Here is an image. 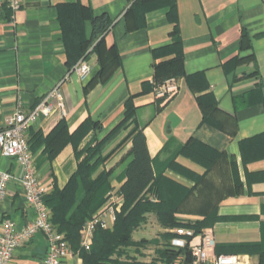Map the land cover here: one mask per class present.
Wrapping results in <instances>:
<instances>
[{"label": "crops", "instance_id": "obj_1", "mask_svg": "<svg viewBox=\"0 0 264 264\" xmlns=\"http://www.w3.org/2000/svg\"><path fill=\"white\" fill-rule=\"evenodd\" d=\"M158 2L145 9L132 0H25L13 20L0 10V129L18 99L30 109L64 80L67 115L41 113L28 131L38 174L49 192L65 187L85 154L79 159L71 142L50 160L36 133L48 134L62 119L71 134L89 120L98 123L86 130L78 150L93 141L100 148L92 164L109 157L94 170L95 177L110 173L104 205L127 180L138 121L154 170L142 195L157 189L183 225L165 228L149 213L133 240L171 232L198 244L209 231L213 244L204 264H214L219 254L237 255L239 264H258L248 245L264 239V0H173L174 9ZM63 3L81 4L94 17L114 21L103 45L116 47L120 63L107 77L100 74L98 54L89 50L76 64L86 61L91 73L65 79L76 64L68 60L59 12ZM84 25L90 39L91 19ZM169 78L177 87L157 96L153 79ZM128 101L137 108L129 119ZM0 170L20 177L23 167L0 151ZM118 199L121 210L125 200L123 195ZM34 216L20 184L11 181L0 223L11 218L21 228ZM178 228L187 235H178ZM81 249L73 248L62 264H84ZM46 251L47 241L38 234L15 251L13 264H44Z\"/></svg>", "mask_w": 264, "mask_h": 264}, {"label": "trees", "instance_id": "obj_2", "mask_svg": "<svg viewBox=\"0 0 264 264\" xmlns=\"http://www.w3.org/2000/svg\"><path fill=\"white\" fill-rule=\"evenodd\" d=\"M132 1L133 5L139 4L145 9L158 4V1L169 4L174 9L173 0ZM0 10H2L6 19L9 20L10 10L7 8ZM59 12L65 34L69 64L73 67L80 59L85 57L89 50H93L99 56L102 66L101 76L107 77L120 63V56L116 47L106 48L103 45L104 35L114 21L106 15L94 17L91 8L78 3L60 4ZM88 18L91 19L93 26L90 39L86 36L84 25L85 20ZM177 56L181 60L182 53L180 50ZM165 80L158 81L153 79L152 86L155 87ZM126 106L127 118L135 116L137 108L134 107L133 103L128 101ZM91 127L97 128L98 123L89 120L71 134L68 130L66 119H62L48 134L45 135L39 132L35 135L37 144L45 145L44 153L47 154L50 160L54 159L64 146L71 142L74 144L76 156L79 159L85 154L84 158L78 163V169L71 176L65 187L61 189L58 186H54L44 197L45 203L53 213L52 220L54 225L59 232L66 235L67 240L74 249L80 247L81 227L103 206L105 195L110 190V173L102 172L96 177L94 176L96 164L109 158L99 159L92 164L93 158L99 152L100 143L94 145L92 141L82 150H78V143L86 134V130ZM131 138L133 144L132 158L125 172L127 180L120 192L124 197L125 203L117 213L113 228H98L95 231L91 250L81 251L84 264H119L120 260L119 258H114L115 255L129 254L128 249H133V246H137V243L139 245L148 244L150 240L142 239L136 242L133 240L132 235L134 230L146 221L149 213H154L159 224L165 228L183 225V223L176 220L173 206L159 197L160 193L157 189L149 195H142L145 188L153 181L154 170L145 135L138 121ZM152 194L156 195L158 201L150 199ZM262 226L264 232V221H262ZM161 235L166 236L169 240L164 249L158 251L160 255L153 258L148 264H170L175 256L183 257L180 264H189L192 261L193 257L188 247L180 249L172 247L171 240L175 234L164 232ZM248 246L253 247L254 254L258 256V264H264V239L260 243ZM130 258L134 260L133 257ZM130 264L146 263L135 260Z\"/></svg>", "mask_w": 264, "mask_h": 264}, {"label": "built area", "instance_id": "obj_3", "mask_svg": "<svg viewBox=\"0 0 264 264\" xmlns=\"http://www.w3.org/2000/svg\"><path fill=\"white\" fill-rule=\"evenodd\" d=\"M25 0H0V9L10 10V19L15 18V13L20 10ZM77 73L81 78H85L91 73V66L81 60L68 75ZM64 81V80H63ZM61 81L34 107L27 109L22 99H18L14 112L6 119L5 124L0 129V151L9 158L15 159L23 167L20 177L8 170H0V207L5 199L8 185L16 180L22 189L27 203L34 208V218L21 228L11 218H3L0 223V264H13L15 251L26 244L34 236L43 234L47 241V251L44 264H62L64 260L74 254L71 244L66 235L59 232L53 223V213L44 201L45 195L49 192L50 186L43 181L37 171L35 156L32 151L28 131L35 124L39 115H51L55 110L62 116L67 115L65 99L61 91ZM177 87L174 78L166 79L163 83L154 87L155 94L162 96L168 94L170 90ZM119 196L121 193L111 192L108 195L107 203L99 208L81 227L80 247L90 251L95 231L98 228L111 229L120 211ZM152 201L156 197L151 196ZM177 234L187 235L185 229L178 228ZM213 244L211 232L204 231L202 241L193 244L185 237H174L171 240L172 247L176 249L188 247L191 250L192 261L189 264H204L207 259V250ZM183 257L179 256L173 264H180ZM214 264H239L237 255L219 254Z\"/></svg>", "mask_w": 264, "mask_h": 264}, {"label": "rangeland", "instance_id": "obj_4", "mask_svg": "<svg viewBox=\"0 0 264 264\" xmlns=\"http://www.w3.org/2000/svg\"><path fill=\"white\" fill-rule=\"evenodd\" d=\"M136 236L140 237L141 236L140 232L136 233ZM149 240H150V242H148V244H146V245H139L137 243V246H133V249L129 248L128 249L129 254L127 253L124 255L123 254L122 255H115L114 258H119V260L121 259L119 264H123V263L130 264V263L134 262L135 260L136 261L137 260L142 261L146 264L150 263L153 258L158 257L160 255V253L158 251L164 249V247L167 244L169 239L166 238V236L164 237L162 235H159L157 237L156 236L152 237ZM148 246L151 247V249H150L151 252L144 253L145 252L144 250H147ZM78 249L80 250V247H78ZM130 257H133L134 260L131 259ZM177 258L178 257L175 256L172 263H170V264H173Z\"/></svg>", "mask_w": 264, "mask_h": 264}]
</instances>
